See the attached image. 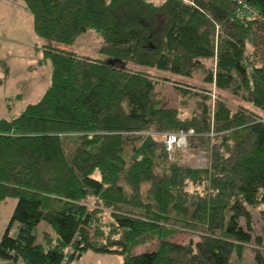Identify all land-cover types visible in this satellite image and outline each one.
I'll return each mask as SVG.
<instances>
[{
  "label": "trees",
  "instance_id": "16d2710c",
  "mask_svg": "<svg viewBox=\"0 0 264 264\" xmlns=\"http://www.w3.org/2000/svg\"><path fill=\"white\" fill-rule=\"evenodd\" d=\"M17 1L47 43L36 66L50 72L37 102L0 119V202L15 200L0 263L71 264L90 251L122 264H237L253 245L264 264V209L260 235L251 232V210L264 206V0H248L261 20L241 16L235 0ZM88 31L101 60L55 46ZM143 69L204 71L259 113L216 101L181 118ZM7 75L0 60V86ZM189 131L185 148L209 150L206 169L169 161L183 147L169 154L162 135ZM39 223L48 231L36 236ZM180 231L197 240L172 241ZM147 244L156 246L132 254Z\"/></svg>",
  "mask_w": 264,
  "mask_h": 264
},
{
  "label": "rangeland",
  "instance_id": "374dc122",
  "mask_svg": "<svg viewBox=\"0 0 264 264\" xmlns=\"http://www.w3.org/2000/svg\"><path fill=\"white\" fill-rule=\"evenodd\" d=\"M1 7L0 4V34L2 35H0V60L6 63L8 75L3 78V84L0 87V119L9 120L17 116L25 105L39 100L49 83L50 66L45 63L37 70L26 71L29 66L32 68L37 67L36 62L41 57V48L47 43L33 35L31 17L27 12L24 10L19 13L15 11L13 14V12ZM3 37H5L4 40ZM55 46L68 53L87 56L92 59H102L101 55L98 54L101 41L99 36L93 31L80 35L71 46L58 44ZM250 53L251 50L248 49L247 54ZM203 63L206 69L214 68L212 60H205ZM143 70L155 82V92L161 104L164 107L176 109L181 118L198 116L203 111L204 106L212 107L216 101L223 102L232 113L240 108L259 113L240 97L226 90H218L214 85L206 83V72L204 71L195 72L191 77L187 78L155 69ZM249 71L250 67L248 68ZM169 161H176L178 164L192 169H206L210 162V152L204 148L189 149L184 146L174 152L172 159ZM93 177H96V175H93ZM202 189L203 186L195 187L192 184L188 186L189 192L195 190L200 192ZM145 190L146 187L143 188V191ZM14 205V199H5L0 202V237L7 226ZM263 209L264 206H259L251 210V232L254 237L260 235L261 232L262 221L259 213ZM108 213L104 211L101 215V223L107 228L112 221ZM44 231H48L47 226L39 223L36 236ZM196 240L197 237L194 234L185 231H180L179 234L172 238V241L181 244ZM36 242H39L38 237ZM155 246L156 244L152 246L147 244L138 247L133 250L132 254L149 252ZM253 250V245L246 246L242 259L236 260V256H233V262L237 264H254ZM123 260L124 257L120 255L96 254L87 251L81 255L79 260L71 264H122Z\"/></svg>",
  "mask_w": 264,
  "mask_h": 264
},
{
  "label": "built area",
  "instance_id": "2783aa9c",
  "mask_svg": "<svg viewBox=\"0 0 264 264\" xmlns=\"http://www.w3.org/2000/svg\"><path fill=\"white\" fill-rule=\"evenodd\" d=\"M237 5L238 13L241 16H248L252 19L261 20L262 16L253 9L250 5H248V0H235ZM192 135V131L186 133H178V134H163L162 139L165 145L166 151L171 154L173 153L175 147H184L186 146V138L187 136ZM3 264V263H0Z\"/></svg>",
  "mask_w": 264,
  "mask_h": 264
},
{
  "label": "crops",
  "instance_id": "0c3cea01",
  "mask_svg": "<svg viewBox=\"0 0 264 264\" xmlns=\"http://www.w3.org/2000/svg\"><path fill=\"white\" fill-rule=\"evenodd\" d=\"M150 2H153V3H160V2H162L163 0H149ZM0 4H1V8L2 9H5V10H8V11H10V12H13V14H14V12L16 11V12H20V11H22V10H24L25 12H27L24 8H23V6H22V4L19 2V1H17V0H0ZM28 13V12H27ZM29 14V13H28ZM30 15V14H29ZM31 17V16H30ZM6 23H7V21H6ZM31 31H32V20H31ZM32 33H33V31H32ZM1 35V34H0ZM33 35H34V33H33ZM83 35V34H82ZM2 36V35H1ZM7 36H9V37H11L10 35H7ZM4 38L5 37H3V40H4ZM39 68H41V66H37L36 68H32L31 66H29L28 68H26V71H28V72H31L32 70H37V69H39ZM1 87V86H0ZM46 89V88H45ZM45 91V90H44ZM44 93V92H43ZM42 93V94H43ZM42 96V95H41ZM40 96V97H41ZM40 99V98H39ZM33 104V103H32ZM26 106V105H25Z\"/></svg>",
  "mask_w": 264,
  "mask_h": 264
},
{
  "label": "water",
  "instance_id": "95a60500",
  "mask_svg": "<svg viewBox=\"0 0 264 264\" xmlns=\"http://www.w3.org/2000/svg\"><path fill=\"white\" fill-rule=\"evenodd\" d=\"M237 65H238V67H239L240 72H241V73H244V72H245L244 68L241 67V65H240L239 63H238Z\"/></svg>",
  "mask_w": 264,
  "mask_h": 264
}]
</instances>
